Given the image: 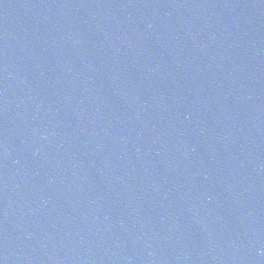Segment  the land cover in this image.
<instances>
[{"label": "water", "instance_id": "obj_1", "mask_svg": "<svg viewBox=\"0 0 264 264\" xmlns=\"http://www.w3.org/2000/svg\"><path fill=\"white\" fill-rule=\"evenodd\" d=\"M0 264H264V0H0Z\"/></svg>", "mask_w": 264, "mask_h": 264}]
</instances>
